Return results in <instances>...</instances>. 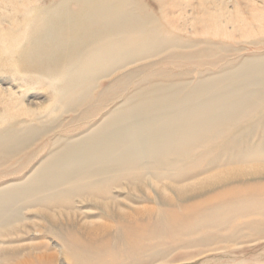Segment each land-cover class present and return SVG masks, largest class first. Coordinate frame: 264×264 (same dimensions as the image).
I'll use <instances>...</instances> for the list:
<instances>
[{
    "label": "bare ground",
    "instance_id": "obj_1",
    "mask_svg": "<svg viewBox=\"0 0 264 264\" xmlns=\"http://www.w3.org/2000/svg\"><path fill=\"white\" fill-rule=\"evenodd\" d=\"M72 1L80 5L71 9ZM52 3L47 10L27 1L13 9L25 23L42 15L41 31L27 34L24 50L13 55L28 73L51 79L49 101L66 112L84 108L86 115L96 104L95 89L105 82L97 100L108 95L120 102L88 137L56 140L58 147L28 180L0 190V264H153L177 249L208 242L216 233L184 238L203 227L264 229V182H258L264 179V57L209 75L192 69L193 80L183 68L163 70L164 78H156L142 73L163 51L170 50L162 61L178 67L204 63L212 52L182 51L192 44L166 37L159 18L137 0H49L47 5ZM258 20L263 23L264 16ZM33 133L23 136L12 126L0 130V160L19 152ZM130 197L157 208L125 212ZM73 199L80 205L92 202L114 221L94 225L99 229L94 238L80 240L78 211H65L70 228L56 211ZM28 207L42 210L52 228L15 229L20 211ZM209 213L213 219L207 224L190 222ZM232 238L223 232L219 241ZM197 255L201 252L188 260Z\"/></svg>",
    "mask_w": 264,
    "mask_h": 264
},
{
    "label": "rangeland",
    "instance_id": "obj_2",
    "mask_svg": "<svg viewBox=\"0 0 264 264\" xmlns=\"http://www.w3.org/2000/svg\"><path fill=\"white\" fill-rule=\"evenodd\" d=\"M26 1L32 8L47 6L46 10L50 9L54 3L56 5L57 2L47 5L49 0H0V32L2 33L0 35L5 39L0 36V130H6L12 126L19 134L23 133V136L31 130L36 136L27 142L19 152L0 160V190L20 185L28 180L35 170L46 162L49 153L58 147L59 144L56 143V140H60V142L74 141L88 137L92 133V129L98 126L120 102L108 100V95L102 99L104 102L97 100L98 92L103 89L105 82L95 89L93 101L96 104L89 106L86 115L81 114L85 110L84 108L66 112L58 105H52V101H49L52 94L48 84L51 79L36 73H28L15 56L24 50L23 47L27 44V34L30 35L32 32L38 34L41 31L38 32L41 14L37 13L31 18H34L33 20L30 19L31 21L25 23L21 14L14 13V10H18L17 8ZM17 2H19L18 5ZM137 2L159 18L161 26H164L163 34L166 37L177 36V39L181 40L180 43L192 44V46L185 44L189 47L182 51L193 52L196 49H204L212 52V55H208L209 57L205 56L204 63L190 62L178 67L173 63L162 61L170 51L166 50L148 60L154 61V64L149 70H144L142 74L164 78V72L161 71L166 69L180 71L183 68V73L190 75L189 79L193 80L195 77L192 69L196 72L207 71L205 75H209L220 69L229 68L235 63L237 65L246 58L264 57V30L260 28L264 22L258 20L259 17L264 16V10L255 12L264 8L263 0H137ZM79 5L77 1H72L68 7L76 9ZM170 19L173 20L172 28L169 24ZM209 23H214L217 30L210 29ZM165 26L168 27L167 31ZM10 28L13 29L10 31L13 34L5 35V29ZM23 34L24 36H22ZM11 51H14L15 54L13 55ZM261 181L264 182V179L258 182ZM73 201L71 205L62 204L57 207V213H62L58 221L65 228H70L69 225H66L65 211L69 210V207L77 210L75 222L76 228L80 229L78 236L82 241L87 242L93 239L95 233L99 232V229H93L97 228L94 225L114 221L106 217L102 210L94 207L92 202L86 201L80 205L78 199H73ZM128 202L131 203H127L128 205L123 207V211L129 213L136 208H157L155 202L137 200L134 197H130ZM21 203L23 204L22 201L19 202V204ZM80 206L82 208L79 210ZM81 211L84 213L79 214ZM41 213L43 211L36 207L22 209L20 211L21 220L16 221L15 229H51L50 223L43 219ZM209 215L210 213L199 216L198 220L194 218L196 221L192 219L190 222H193L194 226L199 225L200 222L207 224L208 218L212 217L210 220L213 219V216ZM249 218L263 220L259 215H251ZM216 230L203 227L198 230L199 232L196 231V235L194 233L184 236L185 239L192 240L204 236V233H216L214 237H211L213 240L210 239L205 243L197 241L193 247L177 249L167 257L157 259L153 264H264V229H224L215 232ZM223 232L226 235L232 233L231 242L219 241ZM41 240L52 243L47 238ZM27 241V239L24 240V242ZM216 248L218 249L216 250ZM197 252H201V255H197L193 260H188L192 253ZM63 257L64 255L59 256L58 259H63ZM65 257L68 263H71V259L68 256ZM106 258L109 259L110 256L106 255ZM181 258H187V260L183 259V262L180 260ZM169 260L178 261L169 262Z\"/></svg>",
    "mask_w": 264,
    "mask_h": 264
}]
</instances>
